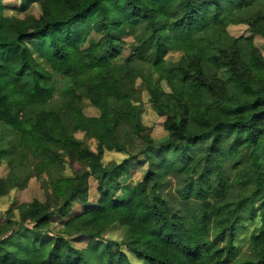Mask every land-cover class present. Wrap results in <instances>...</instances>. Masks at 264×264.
Here are the masks:
<instances>
[{
  "label": "trees",
  "instance_id": "obj_1",
  "mask_svg": "<svg viewBox=\"0 0 264 264\" xmlns=\"http://www.w3.org/2000/svg\"><path fill=\"white\" fill-rule=\"evenodd\" d=\"M33 1L41 5L40 16L23 19L5 14L0 0V53L19 58L10 71L0 62V122L15 135L12 142L0 136V164L11 168L0 178V196L26 186L15 170L29 161L39 177L65 156L86 170L51 181L54 211L34 199L17 206L19 220L0 224V264H89L87 255L94 259L96 251L78 249L68 238L85 233L100 238L116 224L126 227L125 235L106 245L104 264H136L123 247L142 261L138 264H264V57L252 46L246 62L238 40L226 32L231 23H247L264 38V13H244L261 0ZM138 21L150 30L146 40L127 41L115 31ZM211 26L221 28L225 43L220 36L198 37ZM93 32L101 38L85 46ZM35 41L49 43V69L32 54L28 43ZM170 51H180V59L168 60ZM224 64L227 80L217 72ZM24 77L30 86L19 84ZM138 78L143 88L137 87ZM144 89L166 116L169 138L160 145L141 119ZM85 99L99 115L84 112ZM78 131L94 137L96 149L79 139ZM130 136L144 143L140 155L148 161L169 150L185 160L180 196L199 201L189 218L162 195L153 168L126 197L116 195L134 162L129 156L106 165L104 153L127 151ZM92 177L99 193L95 203L89 202ZM77 200L84 209L68 218L62 231H52L51 217L68 216ZM257 215L261 225L252 234V255L240 260L239 226Z\"/></svg>",
  "mask_w": 264,
  "mask_h": 264
},
{
  "label": "rangeland",
  "instance_id": "obj_2",
  "mask_svg": "<svg viewBox=\"0 0 264 264\" xmlns=\"http://www.w3.org/2000/svg\"><path fill=\"white\" fill-rule=\"evenodd\" d=\"M6 5L5 14L15 15L23 19L28 17H38L41 14L40 3L33 0H3ZM224 3L228 4L227 0ZM264 13V0L256 1L254 4L244 9L245 15L252 16L256 12ZM120 35L124 36V39L132 42H141L149 38L150 30L147 28V24L144 21H138L133 28H127L124 32L120 30H115ZM226 32L229 36L238 40L237 44L240 50L241 57L249 62L251 47L255 46L258 48L262 56L264 57V38L255 33L247 23H231L227 26ZM101 34L93 32L89 37L85 46L89 45L91 42L99 41ZM221 42H226L225 35H222V30L220 27L211 26L204 32L198 34L201 39H219ZM32 54L36 60L45 68H48V63L46 57L51 53L49 43L47 41L43 42H29L28 43ZM129 53V49L124 51L121 58H125ZM181 57L180 51H170L167 55V59L170 61H177ZM17 53L3 54L0 53V62L5 65L8 71L12 70L15 63L18 61ZM49 69V68H48ZM215 69V68H214ZM211 71H214L211 69ZM218 76L227 80L230 76L229 68L227 65H221L218 69ZM65 81L63 76L58 78V86L61 87ZM19 84L22 87L30 86L29 79L24 77L18 79ZM138 88H143L142 79L138 78L136 81ZM162 87L166 92H171L170 86L165 80L161 82ZM84 112L87 115H99L100 111L95 107L88 99L84 100ZM140 105V115L144 125L148 128V133L150 134L154 144L160 145L169 138V132L165 127L166 116L161 114L156 104L151 100L150 95L144 89L142 93V99L138 102ZM0 136L6 141H14L15 135L5 123L0 122ZM76 136L85 141L92 149H96L97 141L94 137L89 136L83 131H78ZM144 143L133 136L129 137L128 150L118 151L115 149H106L104 153V163L106 165H111L113 163H118L131 156L132 164L129 169L124 173L121 187L117 189L116 195L126 197L132 187L138 182H140L146 172L153 168L158 171L159 177L162 181L161 193L169 201L173 209L181 215L183 218H189L193 212H195L199 206V201L195 199L185 200L180 196V191L183 188L182 173L179 171L184 165L185 160L180 159L179 152H174L169 150L167 152H161L157 155L154 161H148L143 155H140L141 149ZM202 144H199L193 151L196 153ZM165 159V160H164ZM164 160V162H163ZM10 166L7 162H2L0 164V178L7 177L10 172ZM86 170L84 164L72 157L65 156L63 160L55 164L52 168H49L43 176L39 177L35 164L33 161H29L28 165L16 168L15 172L18 176L26 178L27 184L23 188H14L10 190L9 193L0 196V224H5L7 218L9 219H20L17 206L23 202H31L34 199H39L40 201L46 203L50 210L54 211L58 207V203L51 191L50 183L51 181L62 175H74L80 174ZM90 197L89 202L95 203L99 198V193L97 191V181L92 177L90 179ZM84 205L78 200L73 203L70 214L68 216L62 217L58 214H54L51 218V229L54 232L62 231L64 229L65 221L81 212L84 209ZM12 209V214L8 215L7 210ZM251 214V210L248 209L247 215ZM13 224V223H12ZM261 225L260 216L257 215L255 218H246L245 221L241 222L235 243L238 250V256L240 260H245L250 258L252 255V234L259 231ZM126 231L125 226L114 225L107 233L102 237L93 238L89 234H83L79 237L71 236L68 239L71 243L78 249H94L96 251V257L91 259L90 255H87L89 264H104L103 255L104 249L110 241H122ZM218 244V246H220ZM130 256L132 262L138 264L142 261L131 251L123 247Z\"/></svg>",
  "mask_w": 264,
  "mask_h": 264
}]
</instances>
